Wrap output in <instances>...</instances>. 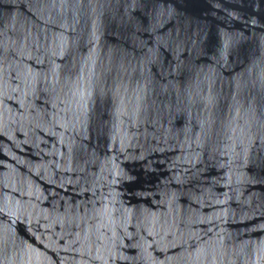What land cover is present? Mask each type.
I'll return each instance as SVG.
<instances>
[{
    "label": "water",
    "instance_id": "water-1",
    "mask_svg": "<svg viewBox=\"0 0 264 264\" xmlns=\"http://www.w3.org/2000/svg\"><path fill=\"white\" fill-rule=\"evenodd\" d=\"M0 264H264V0H0Z\"/></svg>",
    "mask_w": 264,
    "mask_h": 264
}]
</instances>
